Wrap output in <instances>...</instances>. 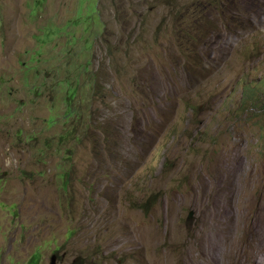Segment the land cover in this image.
Masks as SVG:
<instances>
[{
    "label": "rangeland",
    "instance_id": "obj_1",
    "mask_svg": "<svg viewBox=\"0 0 264 264\" xmlns=\"http://www.w3.org/2000/svg\"><path fill=\"white\" fill-rule=\"evenodd\" d=\"M96 9L79 62L107 95L64 187L70 163L34 156L61 130L46 101L17 109L20 61ZM1 78L0 264H224L229 209L231 263L264 261V0H0Z\"/></svg>",
    "mask_w": 264,
    "mask_h": 264
},
{
    "label": "trees",
    "instance_id": "obj_2",
    "mask_svg": "<svg viewBox=\"0 0 264 264\" xmlns=\"http://www.w3.org/2000/svg\"><path fill=\"white\" fill-rule=\"evenodd\" d=\"M100 17L96 9L85 16L79 14L69 18L65 24L55 25L53 30L58 33V36L52 51L45 49L50 34H47L45 38L37 35L36 47L27 49L26 57L28 58L20 61L23 83L27 86V90L24 89L26 96L17 100V109L35 101H46L47 128L60 125L61 130L57 134L44 137L39 154L34 156L38 162H46L52 154L58 153L65 167L70 163L59 173L64 187L71 182L73 154L70 153L86 142L87 129L92 126L98 100H103L107 95V89L98 84L97 72L89 68L91 60L79 62L80 58L86 54L83 48L87 49L89 43V36H87L89 29L95 28V24L98 25ZM78 23L84 27V34L80 37L76 35L75 30ZM63 36L65 43L61 44L60 38ZM77 38H80V41L84 38L86 41L83 40V45L75 43ZM57 47L60 49L51 56V52ZM53 58L56 59L54 64L51 63ZM31 72L36 76V81L31 80ZM0 81L2 82V78ZM46 95L49 99H46ZM20 131L24 134L25 141L38 143L41 132L33 130L24 133L21 129Z\"/></svg>",
    "mask_w": 264,
    "mask_h": 264
},
{
    "label": "bare ground",
    "instance_id": "obj_3",
    "mask_svg": "<svg viewBox=\"0 0 264 264\" xmlns=\"http://www.w3.org/2000/svg\"><path fill=\"white\" fill-rule=\"evenodd\" d=\"M231 192V191H230ZM235 194V193H234ZM233 194V195H234ZM231 195V194H230ZM231 197V196H230ZM231 199V198H230ZM233 199H234V197H233ZM233 199H231V200H233ZM230 202H232V201H230ZM247 203H249L248 201H246ZM245 202V203H246ZM229 203V202H228ZM227 203V204H228ZM247 203H246V205H247ZM222 204V203H221ZM235 204V203H234ZM228 206V205H227ZM232 206V205H231ZM230 206V207H231ZM224 207H226V204L224 205ZM221 210V209H220ZM228 210V209H227ZM230 211H229V213H230V216H229V218H228V223H230L227 227L226 226H224V227H226V230H227V232L224 234V240H223V242L221 243V240H220V245H218L219 246V248L217 249V251H220L219 249H221L222 250V254H223V259H224V264H232L231 263V258L232 257H235L234 255H235V253H236V250H235V246L237 247V248H239V249H241V246H243V244H242V242H241V239L240 238H238V236H236V237H233V238H230L229 237V231H230V229H236V230H240V228H242V225H243V223L245 224V221H246V217H245V215L244 214H242V213H240L239 211H235L234 209H229ZM229 215V214H228ZM231 218L233 219V223L231 222ZM224 223V222H223ZM263 225H264V223H263ZM249 226L251 227V221H250V223H249ZM207 227H205L204 229H206ZM254 227H252V229H253ZM225 229V228H224ZM223 229V230H224ZM225 232V231H224ZM239 232V231H238ZM232 233V232H231ZM230 233V234H231ZM235 234V233H234ZM237 235V234H236ZM253 235V234H252ZM259 235V234H258ZM231 236H232V234H231ZM252 237V236H251ZM215 238V237H214ZM257 238V237H256ZM264 241V240H263ZM221 244H222V246H221ZM234 246V247H233ZM211 247V246H210ZM246 247V246H245ZM236 248V249H237ZM243 248V247H242ZM244 249V248H243ZM242 250V249H241ZM246 251V250H245ZM238 252V251H237ZM240 252V251H239ZM242 252V251H241ZM211 253V252H210ZM219 253V252H218ZM221 253V252H220ZM219 253V254H220ZM206 254V253H205ZM242 254V253H241ZM240 254V255H241ZM236 256H238V254L236 255ZM240 257V256H239ZM208 258V257H207ZM217 258H218V256H217ZM220 258V257H219ZM241 258V257H240ZM262 259V258H261ZM264 259V258H263ZM211 260V259H210ZM214 260V259H213ZM220 260V259H219ZM235 260V259H234ZM233 260V261H234ZM259 260V259H258ZM204 262V261H203ZM220 262H222V259H221V261ZM219 262V263H220ZM222 262V263H223ZM237 262V261H236ZM259 262V261H258ZM215 263V262H214ZM212 264V263H211ZM261 264H264V261L261 263Z\"/></svg>",
    "mask_w": 264,
    "mask_h": 264
},
{
    "label": "water",
    "instance_id": "obj_4",
    "mask_svg": "<svg viewBox=\"0 0 264 264\" xmlns=\"http://www.w3.org/2000/svg\"><path fill=\"white\" fill-rule=\"evenodd\" d=\"M51 258V264H56V256L53 255Z\"/></svg>",
    "mask_w": 264,
    "mask_h": 264
}]
</instances>
